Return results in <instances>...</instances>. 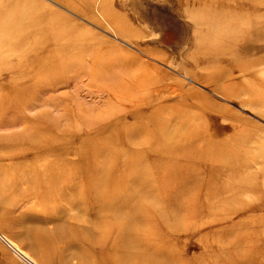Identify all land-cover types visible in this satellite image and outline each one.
Here are the masks:
<instances>
[{
    "label": "rangeland",
    "instance_id": "374dc122",
    "mask_svg": "<svg viewBox=\"0 0 264 264\" xmlns=\"http://www.w3.org/2000/svg\"><path fill=\"white\" fill-rule=\"evenodd\" d=\"M48 40L66 71L39 69ZM129 83L138 106L112 95ZM47 174L66 186L51 199ZM117 205L155 217L121 235ZM20 250L35 264H264V0H0V264H25Z\"/></svg>",
    "mask_w": 264,
    "mask_h": 264
},
{
    "label": "bare ground",
    "instance_id": "6f19581e",
    "mask_svg": "<svg viewBox=\"0 0 264 264\" xmlns=\"http://www.w3.org/2000/svg\"><path fill=\"white\" fill-rule=\"evenodd\" d=\"M62 42H63V40H62ZM58 43V42H57ZM57 43H52L50 40H48L47 41V44H45V48H46V46H47V48H46V50H45V56L48 58V60H49V63H42L41 65H39L40 67H39V69H42V68H45V69H47L48 71H58V72H60V73H62V72H64V71H66V64L65 63H62V58H63V56H62V50H64L63 48H64V46H62L63 44H64V42H63V44H61V45H59V46H56V44ZM65 45V44H64ZM55 58L56 59H59V60H61V62L59 63L58 61H55V63H57V64H55V63H53V60H55ZM49 64V65H48ZM93 64V63H92ZM95 64V63H94ZM64 83H65V81H64ZM125 86H127V87H120V89L118 90V93H117V91L116 92H113V97L114 98H116V99H118L119 101H126L127 102V100L129 99V100H133L134 99V97L137 95V93H139L140 94V92H139V84L136 86V85H134V84H127V85H125ZM217 92H219V91H217ZM142 93V92H141ZM219 94H221L222 96H224L221 92H219ZM141 95V94H140ZM135 98H137V96L135 97ZM138 99V98H137ZM135 100L136 99H134L133 101H132V103L134 104V106H138V105H140V103H136L135 102ZM141 104H142V102H141ZM167 120H165L164 121V126L166 127V128H169L170 130H171V128H173L174 130L173 131H175V132H177V131H179L180 130V132H181V128L183 127V129H187V127H185L187 124H185V126H182L181 124H183V122H180L181 124H177L176 122L175 123H170V121H171V115H170V117L169 116H167V118H166ZM176 128V129H175ZM185 129V130H186ZM188 129H189V132H187L188 130H186V132H185V134L186 133H190V134H195V129L193 128V127H190V126H188ZM169 130V131H170ZM184 130V131H185ZM172 131V133H174ZM189 135V134H188ZM136 136H138V135H136ZM169 136V135H168ZM190 136V135H189ZM188 136V137H189ZM179 137V136H178ZM128 140V139H127ZM169 143H172V145L171 146H173V145H176V144H173L174 142L173 141H168ZM134 146V145H133ZM170 146V147H171ZM181 150V149H180ZM217 152V151H216ZM220 153L221 152H224L222 149H220V151H219ZM219 152H218V154H219ZM105 162V161H104ZM109 162H110V158H109ZM99 163V162H98ZM131 165H132V162H131ZM101 166V165H100ZM134 166V165H133ZM138 166V165H137ZM139 168V167H138ZM59 169H60V167L59 168H57V170L59 171ZM138 170V169H137ZM136 171V170H135ZM99 172H100V170H99ZM104 174V173H103ZM106 175V174H105ZM38 176H39V174H38ZM43 178H42V181H40V183H41V185L43 186V192H42V196L44 197V198H50V196H52V192L53 191H59L60 189H62V188H64V187H66L65 186V184L63 183V181L62 180H60V182H58L57 180H55L56 179V176L55 177H53V176H51L50 174H47V175H41ZM100 176V175H99ZM107 176V175H106ZM105 176V177H106ZM104 177V178H105ZM149 180V179H148ZM245 180V179H244ZM248 180V179H247ZM91 183H92V181H90ZM94 182V181H93ZM102 182V181H101ZM90 183V184H91ZM143 184V183H142ZM95 186H100V187H102V184H100V183H98L97 185H95ZM143 187V186H142ZM152 187V186H151ZM37 188V187H36ZM34 189V188H33ZM152 190V189H151ZM63 193V197L69 202V203H71L72 205L73 204H75V205H77V207L80 205V204H82V201H80L77 197L79 196L78 195V192H76V191H74L73 190V192H70V191H64V192H62ZM86 197H90L91 198V195H85ZM149 196V195H148ZM81 197H83V194H82V196ZM53 198V197H52ZM51 199V198H50ZM144 199V198H143ZM149 199V198H148ZM91 200L93 201V199L91 198ZM134 201V200H133ZM102 202V199H101V201H100V203ZM132 202V201H131ZM118 204V203H117ZM126 204V203H125ZM139 204V203H138ZM92 202H90L89 201V203H88V206H89V208H88V210H87V212L90 210L91 211V208H92ZM123 205H124V203H123ZM123 205L122 206H120V205H117V207H113V209H110L111 207H112V205H111V207L110 208H108L107 207V211L105 212L104 210L106 209V208H102V210H103V212H105V213H109V209H110V213L111 214H113L112 216H114L115 218H116V220H118V222H117V225L118 226H120L119 228H120V233H121V235L123 234L124 235V233H126V232H128L129 231V229H128V226H130L131 224H133V223H135V224H141V222H144L145 220H151L153 217H155V213H153L152 211H150V209L149 208H147V209H145V210H140V208L139 207H136L135 206V208L137 209H135L136 211H135V213L134 214H131L130 212L129 213H127L128 212V209H127V211H125L124 209L125 208H127L126 206H125V208L123 207ZM137 205V204H136ZM100 206V205H99ZM131 206V205H130ZM134 207V206H133ZM97 208V207H96ZM132 208V207H131ZM95 209V208H94ZM101 210H99L98 212H100ZM131 211V210H130ZM102 212V213H103ZM133 212H134V210H133ZM101 213V212H100ZM101 213V214H102ZM131 214V215H130ZM99 216V215H98ZM153 216V217H152ZM86 218H88V217H86ZM85 221H87V219H85L84 220V222ZM92 220H90L89 221V223L91 222ZM78 222H82L81 221V219H79V220H74V222H73V226L72 227H69L72 231H76L77 232V235H79V236H81V237H85L86 235H87V233H88V235H89V232H90V230H91V225L89 224V223H84V226L85 225H87V226H89V228L87 229H82L80 226V224H78ZM89 232H88V231ZM87 232V233H86ZM88 239V238H87ZM118 242H120V245H121V247L123 248V250L125 251V252H127V248H129L130 247V245H129V242H128V240H127V238H124V237H121L119 240H118ZM21 255H26V253L24 252V251H22V250H20V253H19V255L18 256H16L17 257V259L18 260H21V261H23V263H25V264H35V261L34 260H32V259H28L27 261L25 260V259H23L22 257H21ZM118 257H120V255L118 256ZM128 256H126V254H124L122 257H120V258H118L120 261L121 260H125L126 258H127ZM119 261V262H120Z\"/></svg>",
    "mask_w": 264,
    "mask_h": 264
}]
</instances>
